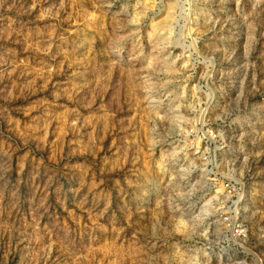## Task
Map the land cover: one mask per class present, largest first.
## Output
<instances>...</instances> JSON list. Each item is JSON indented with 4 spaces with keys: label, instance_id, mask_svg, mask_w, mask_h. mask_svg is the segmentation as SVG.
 <instances>
[{
    "label": "rangeland",
    "instance_id": "374dc122",
    "mask_svg": "<svg viewBox=\"0 0 264 264\" xmlns=\"http://www.w3.org/2000/svg\"><path fill=\"white\" fill-rule=\"evenodd\" d=\"M257 262L264 0H0V264Z\"/></svg>",
    "mask_w": 264,
    "mask_h": 264
},
{
    "label": "built area",
    "instance_id": "2783aa9c",
    "mask_svg": "<svg viewBox=\"0 0 264 264\" xmlns=\"http://www.w3.org/2000/svg\"><path fill=\"white\" fill-rule=\"evenodd\" d=\"M193 132L197 136L198 144H200L198 145L196 143L194 145L192 154L195 155V157H197L198 159L203 158L207 155H211V152L208 150L209 144L215 136H219L217 135L218 131L215 132L213 131V129L203 128L199 126L196 130H193ZM215 150L213 149L212 152L213 159L216 158ZM209 173H211L209 177L201 176L204 181H208L209 187L214 190V193H212V195L207 198L209 201L208 203L212 205L217 204L227 206L229 208V211L233 212L234 214L230 213L229 215H222L225 227L233 236L243 235V223L237 221L235 219V216L237 214V209L244 199V179H238L237 177L232 176L230 172H225L222 174L220 173L222 178H220V181H217V173L213 170H210ZM257 264H262V262H257Z\"/></svg>",
    "mask_w": 264,
    "mask_h": 264
}]
</instances>
